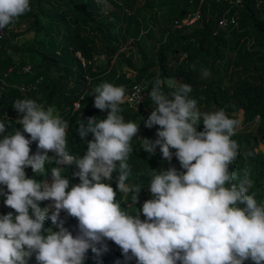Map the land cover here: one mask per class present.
Wrapping results in <instances>:
<instances>
[{
  "label": "clouds",
  "instance_id": "obj_1",
  "mask_svg": "<svg viewBox=\"0 0 264 264\" xmlns=\"http://www.w3.org/2000/svg\"><path fill=\"white\" fill-rule=\"evenodd\" d=\"M29 11L30 0H0V31ZM202 73L208 75L206 69ZM165 83L157 77L148 92L153 110L144 127L158 128L156 139L143 138L141 148L150 156L159 148L169 168L151 175L152 198L136 215L116 200L118 190L122 201L131 193L137 204L143 187L127 183L131 141L139 125L121 115V105L132 99L123 85L102 82L93 89V106L107 110V116L81 118L76 132L87 145L82 156L69 153L68 122L53 106L31 98L13 102L22 131L8 133L11 124L0 122V185L5 186L0 197L7 206L0 211V264H28L33 254L37 264H85L90 249L100 254L96 245L104 239L118 245L126 258L131 253L137 264H264V204L249 194L247 172L238 180L230 170L239 155L232 137L241 120L222 108L200 111L189 95L190 84L169 80L168 92ZM141 93L137 88L138 103L144 99ZM46 162L56 163L49 174ZM73 164L79 182L70 185L62 167ZM29 167L31 178L25 172ZM114 172L116 189L106 183ZM36 175L48 177L37 180ZM47 200L53 204L46 207ZM61 210L73 217L71 224L78 221L79 228L70 227L79 229V235L74 237L63 222L58 231L45 228L46 218L54 227Z\"/></svg>",
  "mask_w": 264,
  "mask_h": 264
},
{
  "label": "trees",
  "instance_id": "obj_2",
  "mask_svg": "<svg viewBox=\"0 0 264 264\" xmlns=\"http://www.w3.org/2000/svg\"><path fill=\"white\" fill-rule=\"evenodd\" d=\"M33 1L38 4V13L33 16V23L25 31L33 34V41L18 46L17 39L20 34H14L11 40H6L5 34L0 40V122H5L6 126L11 124L7 129L8 133L16 128L22 131V126L16 123L17 112L12 105L16 99L26 98L22 95L20 86L37 85L38 89L29 92L27 98L40 96L38 103L45 107L57 108L61 118L68 122L69 153L82 156L87 150V145L76 132L81 118L86 120L96 116L98 119H105L107 116V110L101 112L93 106L92 92L103 82V75L92 72L91 68L98 56L104 55L109 64L114 57L120 56L122 46L119 35L114 34L112 29L119 26L120 32H124L125 22H122L123 17L120 14H115L114 20L109 16H100L95 0ZM138 1L122 0L121 5L131 12L135 10ZM175 2H181L179 10L174 13L175 22L181 24L197 11L200 12L199 20L193 26H182L178 31L171 33L169 43L160 46L156 52L157 60L144 64L134 78L127 79L122 75L116 79L117 74L113 69L110 72L106 69L102 73H108L105 76H108L115 86L123 85L126 95L137 84H143L148 93L157 77L165 79L164 90L170 92L167 81L179 78L181 83L192 86L190 97L202 104L206 108L205 111L222 108L230 117L234 113L242 114L246 125H250L259 117L261 123L255 132L241 131L232 137L239 145V155L234 164L230 165V170L238 180L247 172L252 181L249 194L254 193L258 203L264 204V157L255 152L259 145L264 144V0ZM150 4V0H147V5ZM124 15L127 28L134 30L137 37L141 29L139 19ZM222 16L237 17L238 26L219 29L218 19ZM23 21L22 15L16 22ZM13 53L21 55V58L14 60ZM77 54L91 65L84 68ZM183 55L185 58L181 60ZM192 65H195V70ZM27 66H31V71L24 74L23 70ZM202 69L208 71L207 76L203 75ZM155 70H158V74L153 73ZM52 73L57 75V80L51 78ZM76 103H80L78 110H75ZM151 107L153 104L149 98L136 113L124 104L121 105V115L125 121L139 125V132L131 141L132 152L128 160L131 175L127 181L130 186H143L138 203H132L131 193L125 201H122L123 193L118 190L116 196L122 210L132 215H136L140 202L149 192L151 175L159 174L170 163L163 160L160 152L150 156L141 148L143 138L156 139L157 128H146L143 123L149 116ZM201 127L199 130H202ZM25 136L29 138L26 133ZM87 139H92L91 133ZM31 149L33 154L37 151L35 142L32 143ZM174 163L180 166L178 160ZM55 164L46 162L48 174ZM31 171L30 167L25 169L28 178L34 175ZM75 171L78 169L74 164L62 167V175L69 179L70 185L79 182L78 177L73 175ZM116 176L117 173L114 172L112 180L106 182L114 189ZM47 177L48 175H36L37 180ZM4 187L0 185V188ZM39 205L44 207V202H39ZM9 212L16 214L12 209ZM9 212H3L1 215ZM71 225L78 227V221ZM48 227L53 228L50 218L45 221V228ZM96 247L100 254L90 249L85 264H137L131 253L126 258L121 248L111 240L104 239ZM28 264H37L35 254Z\"/></svg>",
  "mask_w": 264,
  "mask_h": 264
},
{
  "label": "rangeland",
  "instance_id": "obj_3",
  "mask_svg": "<svg viewBox=\"0 0 264 264\" xmlns=\"http://www.w3.org/2000/svg\"><path fill=\"white\" fill-rule=\"evenodd\" d=\"M203 1L204 0H202V2ZM208 1L211 2L212 0H208ZM219 1L221 0H217V2ZM121 2L122 0H95L96 8L99 10L98 12L100 16H109L111 17L112 20H114L115 14H120L123 17L122 22L123 23L125 22L124 32H120L119 26H115L112 29V32L114 34L119 35L120 44L122 46L120 56L114 57L111 60L110 64L108 59L104 55L96 57L95 61L93 62L91 71L97 74H102L103 76H101V78L103 77V82L112 83L110 81V78L108 76H105L108 75V73L107 74L102 73L106 69L109 72L113 69L117 74L116 79L122 75L125 76L127 79H131L137 76L138 71L140 70V68H142L144 64L154 62L157 60L156 52L158 51L159 47L168 44L170 40V34L179 30L178 27L179 25L174 20V13L177 11V9L179 10V4L181 2L180 3L175 2V0H150L151 4L147 5V0H139L135 10L131 12L128 11L126 7L122 6ZM30 6H31V11L23 15V19H24L23 22H15L12 26H9L4 29L6 34V38H5L6 40H11L14 34H20V37L17 39L18 46L31 43L34 38L32 33H25V31L33 23L34 20L33 16L38 13V4L36 2L30 0ZM198 13L200 12L197 11L196 13L191 14V16L197 15ZM124 14H127L128 17L133 16L139 19V22L141 24V29L137 37H135L134 30L127 28L126 25L127 20L124 19L125 18ZM165 30L168 31L164 32ZM58 55L60 56V54ZM20 58L21 55L19 54L13 55L14 60H19ZM182 59L183 58H181V60ZM30 67L31 66H27L23 70V73L25 74ZM88 73H89V69H88ZM153 73L158 74V70H155ZM51 78L57 80V75L55 73H52ZM171 80H175L181 83V80L179 78H175ZM38 98H40V96L34 99L37 100ZM197 106L202 112L206 110V108H204L202 104L198 103ZM54 108L56 110V114L60 116V112L57 110L56 107ZM150 110H152V107L150 108ZM232 117L239 118L241 120V124L236 129V133L241 131H245L248 133L255 132L261 123L259 117L256 119L255 123L251 125H246L244 123V116L242 114L234 113ZM201 126L203 127L202 122L199 128ZM156 128H158V126ZM155 130L157 131V129ZM172 151L173 153L175 152L174 149ZM158 152H160L159 148H157L156 153ZM255 152L261 153L262 156L264 157V144L259 145L258 148L255 150ZM52 156H55V154L52 153ZM167 168L168 167H166L164 170H167ZM151 198H152V194L148 192L142 199L138 210L142 209V205L144 201ZM3 201H4V197L1 196L0 211L5 210L7 208V206H5ZM51 204H53V201L47 200L46 207ZM140 218L142 220L145 219L142 213L140 215ZM72 220H73L72 216H70L66 211L61 210L58 222L54 224L53 230L58 231L60 222H63V226L67 228L73 234L74 237L79 235L80 234L79 229L77 228L72 229L70 227ZM249 262L252 263L250 260Z\"/></svg>",
  "mask_w": 264,
  "mask_h": 264
},
{
  "label": "built area",
  "instance_id": "obj_4",
  "mask_svg": "<svg viewBox=\"0 0 264 264\" xmlns=\"http://www.w3.org/2000/svg\"><path fill=\"white\" fill-rule=\"evenodd\" d=\"M198 20H199V13L197 15H193V16L190 15L187 17V19L182 21L181 24H179L178 22H177V24L179 25L178 26L179 28H181L182 26H193ZM228 26L237 27L238 26V18L234 17V16L233 17L222 16L218 19V28L219 29H221V28L223 29V28H226ZM216 34H217V31H216L215 35ZM4 37H5V31L4 30L0 31V40L3 39ZM77 56L79 57L80 61L82 62L84 68H87V66L91 65V63L85 62V60L81 57L80 54H77ZM182 58H185V55H183ZM30 71H31V68H29L26 71V73H29ZM86 78L88 79V81L90 80L89 77H86ZM137 88L141 89V91H142L141 95L144 97V99L139 103H138V97L135 96ZM19 89H20L22 95L27 98L28 93L32 92V91H36L38 89V87H37V85H30V87H26V86L22 85L19 87ZM126 96L131 97L132 99L126 100L124 105L126 106V108H129L136 113V112H139L141 106L147 100L148 93L146 91V87L143 84H137V85L132 87L131 91ZM79 108H80V103H76L75 104V110H78ZM150 112H149V115H150ZM154 127H157V126H154ZM175 168L177 169V171H183V169H181V167H179V166H176Z\"/></svg>",
  "mask_w": 264,
  "mask_h": 264
}]
</instances>
